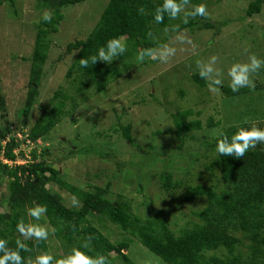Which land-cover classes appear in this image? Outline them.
<instances>
[{
  "label": "rangeland",
  "instance_id": "obj_1",
  "mask_svg": "<svg viewBox=\"0 0 264 264\" xmlns=\"http://www.w3.org/2000/svg\"><path fill=\"white\" fill-rule=\"evenodd\" d=\"M108 1L85 0L62 9L63 20L52 36L39 96L25 119L20 111L28 91L30 58L39 20L47 10H39L37 0H14V8L6 4L0 7V100L3 102L0 128L7 121L11 125L7 137L13 134L16 142L25 141L14 150L18 157L21 150L24 158L8 165L26 164L34 151L36 162L50 163L67 183L79 189L88 191L109 184L110 200L120 197L128 200L131 211L142 219L152 217L153 212L147 206L162 211L169 229L178 235L181 230L191 228V223L198 222L193 212L205 205L203 199L184 203L185 187L212 184L220 188L222 182L218 174L210 176L204 171L203 166L212 157L205 160L198 157L195 161L194 152L200 149L188 139L181 150H175L173 133L165 131L175 129L172 113L185 109L200 112L199 116L188 118L200 121L202 130L197 132L200 138L215 136V129L212 132L205 127L209 118L219 121L221 127L243 122L251 126L264 124V66L250 75L254 89L242 87L249 90L248 94L232 98L222 92V87H230L228 71L233 64L247 63L250 55L264 60V4L261 12L251 18L245 17V11L252 0H223L210 5L207 16L214 27L185 29L172 35L163 45L167 47L153 52L161 59L168 58L167 62L154 59V63L136 69L137 61L130 60L134 66L110 83L105 92L90 90L87 99L77 98L74 112L66 115L45 139L31 143L27 131L38 119L40 108L54 104L51 102L54 92L62 88L74 95L68 81L71 78L66 79L74 54L63 56L65 46L88 35ZM119 39L126 47L123 38ZM172 49L175 52L169 56ZM212 57L217 59L210 66ZM194 73L205 77L206 88L192 82L190 76ZM214 79L222 80L219 91L209 88L210 80ZM66 103L68 109L70 103ZM128 125L132 142L122 136L121 126ZM151 146L167 149L158 154ZM70 147L74 154H68ZM44 151L48 154H42ZM163 172L173 175L175 187L169 191H164L158 182ZM7 186L6 180L0 184V230L4 215L9 212ZM47 187L60 194L65 207L80 205L67 191L59 190L54 184ZM93 224L98 227L97 220ZM39 225L48 228L46 222ZM101 225L106 227L102 231L112 242L119 239L113 225L108 222ZM55 248L54 242L52 249ZM51 251L55 256L62 255L60 250ZM128 255L135 264H166L138 242L131 245Z\"/></svg>",
  "mask_w": 264,
  "mask_h": 264
},
{
  "label": "trees",
  "instance_id": "obj_2",
  "mask_svg": "<svg viewBox=\"0 0 264 264\" xmlns=\"http://www.w3.org/2000/svg\"><path fill=\"white\" fill-rule=\"evenodd\" d=\"M84 1L37 0L39 10L51 12L52 19L46 23L42 16L36 29L30 58L28 91L23 109L20 111L24 119L29 117L39 96L42 70L48 59L52 36L58 32L59 24L63 20L62 9ZM221 1L223 0H189L186 10L190 11L191 5L199 4H204L208 9L210 5ZM162 3L163 0H109L88 35L65 46L63 56L74 54L66 73V79L71 78L68 81L73 87L74 95H69L62 88L54 92L51 99L54 104L41 107L38 119L27 131V138L31 143L45 139L66 115L74 112L77 98L82 101L87 99L90 90L96 93L105 92L110 83L121 78L134 66L130 60L137 61L136 69L155 62L154 59L147 57L143 62L138 61L137 55L141 50L152 49L155 52L172 35L185 29L194 31L195 28L201 30L214 27L208 16L189 18L185 24L182 22L183 12L176 19H170L167 13H162L163 22L156 23L154 13ZM4 4L12 8L15 5L14 0H0V7ZM263 4L264 0H252L245 11V17L258 15ZM120 37L126 44V51L111 63L98 59L94 65L89 61L88 67L80 66L81 58L97 55L98 49L105 47L107 41ZM104 50L107 53L106 47ZM190 78L201 88L208 85L205 77L199 73L192 74ZM222 92L226 97L234 98L248 94L249 90L240 88L238 92H233L230 87H222ZM67 101L70 107L65 109ZM0 106H3L2 100ZM194 114L199 116L200 112L185 109L172 113L175 129L174 131L168 129L165 132L173 133L176 139L175 150H181L187 139L195 142L200 149V152L198 150L194 152L195 161L198 157H203L204 160L212 157L209 163L203 166L204 171L209 172L210 176L218 174L222 186L216 188L212 184H196L185 187L184 203L189 204L196 199H203L205 205L199 211L193 212L198 222L191 223V228L181 230L178 235L169 229L168 222L162 218V211L147 206L146 209L153 212L152 217L142 219L131 211L128 200L121 197L114 201L110 200L109 184L104 188L93 187L88 191L79 189L67 183L62 173L54 169L50 163L43 160L36 162L34 151L31 152V161L9 166L4 161L13 163L17 158H24L21 150L18 151L19 157L14 150L25 141L16 142V136L13 134L7 137L11 133V125L5 121V127L0 128V184L3 180L8 182L9 212L4 215L0 239L6 240L8 248L15 250V241L18 238L23 240L16 231L18 221L23 220L26 225L46 222L49 232L47 240L24 241L30 249L21 252L25 264L29 258L34 260L45 252L55 259H62L69 256L73 249L84 251L91 257L97 254L106 255L110 264H135L128 255L129 248L134 242L140 243L166 264H264V144H258L255 149H250L241 159L234 156H219L215 151L219 139L225 135L230 139L239 129H250L254 125L243 122L221 127L219 121L215 122L209 118L205 127L212 132L215 129L216 132H213L215 136L210 139L200 138L197 135V132L202 130L200 121L188 120ZM121 127L123 138L132 142L130 125ZM255 127L264 130V124ZM156 134L160 135V132L157 131ZM150 149L163 154L167 147L151 146ZM42 154L48 152L44 151ZM68 154H74L72 147ZM172 177L170 172L159 175L158 182L164 191L175 187ZM49 184L67 191L80 205L73 208L65 207L60 194L52 192L47 187ZM35 205H46L48 209L39 221L27 215V209ZM95 218L98 227L93 224ZM106 222L118 230L119 239L114 242L102 231L106 227L101 224ZM89 235L95 237L91 241L90 250L82 247ZM54 242L56 248L52 249ZM56 249L61 251V256L52 254L51 250Z\"/></svg>",
  "mask_w": 264,
  "mask_h": 264
},
{
  "label": "clouds",
  "instance_id": "obj_3",
  "mask_svg": "<svg viewBox=\"0 0 264 264\" xmlns=\"http://www.w3.org/2000/svg\"><path fill=\"white\" fill-rule=\"evenodd\" d=\"M189 5V0H163L161 6L157 7L154 13V20L156 23H162L164 15L167 13L170 19H176L180 13H184L183 23L187 24L189 18L206 17L208 15L207 8L204 4L191 5V10H186V6ZM143 11V9H141ZM42 19L48 23L52 19V13L45 11ZM105 47L108 49L105 53ZM98 49L97 55L89 58H81L79 63L81 67H88L89 61L94 65L97 60L104 61L105 63H111L118 55H122L126 51V47L120 42L119 39H112L107 41L106 46ZM163 47H167L166 45ZM174 49L171 50L169 56L173 55ZM168 56V57H169ZM160 59L162 62H167L168 58L161 59L160 56L153 54L152 49H143L137 55V60L143 62L145 58ZM216 57H212L211 64H215ZM262 66H264V60L257 58L255 55L248 57L247 63H235L228 71L230 77V88L233 92H238L242 87L255 88V84L250 80V75L257 73ZM209 70H212L211 67ZM202 75V74H201ZM210 90L219 91L222 86L221 79L210 80ZM8 140V139H7ZM4 143V142H3ZM258 144H264V130L255 126L250 129L241 128L237 132L233 133L229 139L226 135L217 141L215 151L219 156H234L236 159H241L250 149H255ZM5 163H10L6 162ZM73 203H76L74 200ZM46 205H35L34 207L27 209V215L34 220L39 221L42 216L47 213ZM16 231L19 233L23 240L17 239L16 249L8 248V242L4 239H0V264H25L24 257L21 256V252L30 251L27 244L24 241L34 240L36 242L44 241L48 239L49 232L45 227L39 224H25L23 220H20L16 224ZM53 231H55L53 229ZM95 237L89 235L85 238V242L82 247L85 249H91V241ZM23 241V242H22ZM112 255V254H109ZM27 264H110L108 256L97 254L95 257L88 256L84 251L79 249H73L72 253L62 259H55L48 253H42L38 255L34 260L29 258Z\"/></svg>",
  "mask_w": 264,
  "mask_h": 264
}]
</instances>
